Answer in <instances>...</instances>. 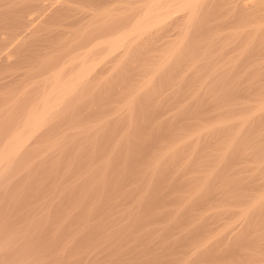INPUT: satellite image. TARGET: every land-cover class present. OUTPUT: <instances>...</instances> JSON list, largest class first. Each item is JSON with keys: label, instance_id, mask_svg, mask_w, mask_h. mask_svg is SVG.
Returning a JSON list of instances; mask_svg holds the SVG:
<instances>
[{"label": "rangeland", "instance_id": "rangeland-1", "mask_svg": "<svg viewBox=\"0 0 264 264\" xmlns=\"http://www.w3.org/2000/svg\"><path fill=\"white\" fill-rule=\"evenodd\" d=\"M80 1L81 0H72V1L71 0H63L62 9L65 8V5L66 6L68 5L69 9L71 8L70 10L66 7L65 8L66 10H64V14H63V10L62 11L58 10L57 13H55L56 10L53 11L54 13L52 12V10H48L50 13H48L49 15L45 16V18H44V19H46V18L47 19L44 21V19L42 18L41 20H43V21H41V20L35 21V24L32 25V27H33L32 29H30L31 26L25 27V25H23L25 28L23 26H18V28H17V26L15 27V24L13 25V22L12 23L10 22V21H12L10 19L14 18L12 16H14L15 13H13V15H12V13H10L12 15L11 16L8 14L7 8H6V10L4 9L5 7L1 8V10L2 11L4 10L5 13L7 11L8 16L7 15L6 16L11 17V18L10 19L7 18V21H6L5 20L6 16L3 17L5 21H1L3 23L0 22V33L2 32L3 33L2 35L5 34V37L6 38L8 37L7 40H12V43L14 42L13 44H15V42H16L15 47L12 44V47L14 48V50L16 52L14 53V55H12L13 58L10 57L11 61L10 60L5 61L4 58H3V60L0 59V66H1L0 67V82H1L0 83V142L1 143H2V139L4 140V138L6 136H8L11 131L13 132L14 130H16V128L19 125L18 123H20L22 115H24L25 112L28 110V109L26 110V107L29 108V107L35 106L36 105L35 103L38 102L41 95L45 92L44 90L47 91L49 84L48 85L45 84V86L46 85L48 86V87L47 86L45 87L42 83V79L45 78L42 76V74H43L42 70L44 68V64H46V62H48V61L50 62V60H54L57 53H58L57 56H59L60 54L62 56L65 53H67L68 50H70L69 49L70 44L68 45L67 43L69 42V40H71V38L75 37L74 32L75 33L77 32L76 36L79 35L84 30L83 29L84 26H86V24H89V22L91 21L90 17H86V19H83L85 21L78 23V25L77 24L76 25L70 24L71 27L64 26V25H66L64 23H66V22L70 23V20H71L70 18H72L73 12L77 11L78 13L82 12L81 13L82 15L84 13L86 14L87 9L86 8H84V9L80 8V6L83 5V2L81 1L82 3H80ZM76 7L80 8L79 11L77 10L78 8H76ZM168 8L166 7V9H165V7H164L162 10L167 11ZM72 9H75V10H72ZM134 9H135V12H133L132 10L128 11L129 14H132V17H135L136 13L138 12V8H134ZM80 10H83V11H80ZM59 11H61V12H59ZM170 11L172 13H170L168 15L166 14L167 16L166 15L164 16L163 23L165 21L168 23V21L170 20L169 17L170 16H171V18L173 17V8ZM128 13L126 12L125 14L124 13L123 14L125 16H128ZM33 14L31 16H33ZM66 14H71L72 16L70 15V17H69V15H66ZM50 15H51V17H50ZM55 15L58 17H56ZM61 15L62 16L66 15V17L68 16V18H66V17L64 18ZM233 15L235 16L236 13L235 14L230 13L228 15H226V14L223 15V17L225 18L223 20L227 24H229L230 26H234L236 24L239 26V25L250 24V23L256 24L258 22H261V23L264 22V18L258 19V17H254V15L248 16L245 13L244 14L241 13L240 15H238L237 19H235L237 16L234 17ZM243 15H245V16L247 15L249 18L250 17L251 18L250 19L246 18L247 16L245 17ZM75 16L79 17L77 14ZM240 16H242L243 19ZM132 17H130V15H129V19H131ZM226 18L227 19L229 18V19L227 20ZM166 19H168V20H166ZM230 19H231V21H230ZM238 19H240V20L237 21ZM86 20H89V22L87 23ZM232 20L234 21V23ZM83 22H85L86 24L84 23L82 25ZM214 22H216V21H214ZM8 24H10L11 26L10 25L7 26ZM164 24L161 25L162 27L159 26L157 28V32H156V27H153V28H151V30L149 29V32L145 33V36H147L151 32H154V33L156 32L157 41L155 42L154 46H152V47L151 46L146 47V45H144V49H146L147 52L144 54V56L142 54L141 57L139 56V54L138 55L136 54L138 57L136 58L134 56L135 60H136V62H134V63L132 62V61H135L134 57H130V55H132V56L134 55L133 47L136 45V43L134 45L133 42L129 43L126 47L121 49V51H123V53L125 54V57H123L124 58L123 59L122 56H124V54H122L119 57L118 61L116 60L117 61L116 63H113V61H115V60H113L114 58H112V57H114V54L111 53L108 55L109 57L107 56V53H109V51L107 50L108 49L107 45H106L107 48L103 50L104 53L102 51V46H103L102 44H101L102 46L100 45L101 48H98L99 50L97 49V50L93 51L92 56L89 55V57L87 58V62H90L92 57H93V59H92L93 61L91 60V62H96L97 59H98V62L100 61L99 63L96 62L97 65H96V63H94V64H92L91 62L88 63V64L94 65L96 72L98 70L99 73L97 72V74H93V76H95L96 79L94 78L95 79L94 80L90 77V79H91V81H90L89 76H88V78H87L88 80H87L86 86H85L86 88L84 87V85H83V87L85 89L82 87L84 90L82 88H80V90L82 89V91H79V92H82V94L79 93L76 96L72 97L71 100L68 99L69 103L67 102L68 105L66 104L65 108L69 107L70 110H68V112L66 113V110L63 109L64 112H61L62 111L61 110L60 113H58L57 115L54 116L55 118L53 117L51 119V121H50L51 126L49 129L54 130L56 128L57 131L51 130L53 132V133H51L50 130L48 129L45 132V135L43 134L42 136L39 137V140H37V142L35 143L36 146L34 145L35 147L33 146L34 148H32V150L35 149L36 152L37 151L39 152V150H36V147H38L37 149L40 148L41 153L42 152L48 153L49 155L47 154V156L44 155V153H43V156L45 159L49 156H53L54 153L57 156L59 154L58 151L55 152V150L51 149L52 147H51L50 143L57 142V141H59V142L70 141V140L72 141L74 139L78 140V138H80V136L76 137V138H75V136H77L79 131H81V127L82 128L87 127L86 129L84 128L85 130H87L88 128H89L88 129L89 131L91 129L93 130V133H91L92 130L90 131V134L88 135V137L94 136L93 134L98 135V133L100 132V134H101L100 136L102 138H105L104 140L108 141V144H112L115 141L117 142L120 139V137L122 136V134H124L125 132H128V130H130V131L132 130L130 127V123L132 122V120H129V118L133 119V121H136V120H139V119H137V116H138V118H140L142 116L140 118V121L145 120L144 111L146 110L147 107H151L154 110L153 115L155 117H153V118L155 120H153V124L154 123L158 124L161 122V120H162V122L160 124L168 123L167 122L168 118L170 120L172 119V121H170L171 124H176L180 127H181V125L183 127L186 123H188L189 125L188 124H186V125H188L189 128H192V129H190L189 131H188V129L185 130L184 132H186V133H188V132L192 133L195 130H198L203 125L215 124L218 120H225V119L230 120L231 119L233 124L235 125V127L233 126L234 127L233 129H235V131H238V133L241 132L240 134L242 136H244L243 137L245 139L244 141H247L248 144L245 146L244 150L242 151L241 158L239 160H234V162H231V163L228 162L229 164H227L226 165L227 167L224 168V170H226V169L231 170V168H228V166L232 167L235 164V167L234 168L232 167L233 169L231 170L234 172H228V174L225 175V177H226L225 181H224V179H219L218 180L219 182L217 181V186H215L217 194H221V192L223 191L224 188H225L224 191H226V192L223 191L224 193L221 194V196L220 195L218 196L219 197L218 200H214V201H212V203L205 204V206L202 209H198V207H197L198 205L197 206L195 205L196 208L194 206V208L192 210H190L193 207V205L195 204V202H194L195 199H193V198H195L194 195H196L194 192L195 191L194 189L195 188H196V190L198 189L197 185H199V183L202 182L201 177L204 176V174H205V167H203L204 168L203 169L202 167H200V166L198 167V165H197V163H198L197 160H201V158L199 159L200 150L197 152L198 157L192 158V159H194V161H196L195 165L192 163V165L194 166L193 168H190V166L192 167V165H190V166L188 165V162H189L188 158L182 160L181 161L182 164H181V162L179 163L181 165L178 164V166L176 165L174 167L175 169L173 171H176L177 175L173 176L174 177L173 183L175 182L174 187L177 189H175L173 187V192H174L173 198L171 200H168L164 205L163 204L158 205L155 208V210L157 209L159 212L156 210L154 215L152 213H150L149 206L147 204H148V199L150 197L149 196L150 193L155 189V186H156L155 183L156 182L150 181V179H151L150 177L152 175V172L150 170L145 169V167L143 165H141L142 168H140V170L133 171L129 168V166L125 165L122 160L121 161L118 160V161H116L117 162L116 165L118 166V168L114 169L112 174L110 173V176H109V182H110L109 184L112 186V189H111V193H109V195L107 197L105 196L106 193L104 194V197H103V195L101 197V196H99L100 193L97 194L95 191H93V192L90 190L85 191V189L88 185L87 183L91 182V180H89V179L97 178V177L99 179L104 173L103 172L104 168H103L102 164L105 163L106 159L108 158V156L110 154L109 148H105L102 150V152L101 151L97 152V156H91L90 155L91 156L90 157V156H88L89 154L85 155L87 157L85 158V156H84V158H83L84 160L80 161L81 163H78L74 170H72L71 172H67L66 175L63 177L58 176L59 178H61V180L58 183L56 181L55 184L58 187V188H56V190L53 186L55 184H53V185H48V183L43 184V182H41L42 181L41 179H40L41 181L37 183V181H39V179L38 180L35 179V182H36L35 185H37L36 186L37 188L34 187L33 190H29L31 194H29V192H28V195L25 194V195H27L26 197L28 198V201H26L27 199L25 200V195L22 196L21 193H19L20 195L18 194L19 196L17 194L15 195V199L13 198V201H12V204L13 203L14 204L12 205L13 210L11 211V213L7 209L8 211L7 210H6V212L4 211V213L1 214V216H0V221L2 222V224H4V226L1 227L2 224L0 222V229L2 228V230L6 233V234L4 232L0 233V237L1 236L3 237V238L2 237L0 238V242H2V241L7 242V240L9 239V237H8L9 233L8 232H10L11 230H12L11 232L13 235L12 236L13 239H11V241H10L13 244H11L9 241H8L9 244H7L8 242L6 244L4 242H2V244H1L3 246L4 250L8 249L9 251L8 250H7V252L3 251V250L1 251V254L3 253L2 255L4 256L6 253V256L2 257V259H1L2 255L0 254V263L6 264L8 262V264H90L93 262L96 263V261H97V262H99V264H159V263L160 264H196L197 259L198 260L200 259L201 254H203V256L206 254V253H204V251H206L208 253H210L211 250L216 251L217 253L220 251L221 253L223 252L222 255L224 254V252L227 253L229 250V247H230L229 246L230 243H232L234 240H236L238 238V236H240L242 234V232L245 229H247L245 227L246 222L244 220V217L239 212H240V210H242L246 206L253 204V201L255 200L256 197L264 194V119H263L264 117H262V115L264 114V110L257 112L254 116L252 115V117L249 119V121L247 123H243V118H245L247 115H251L252 112L254 111L255 106L258 104L259 101H261L260 99L262 97H264V87H263L264 85H261V83L264 84V81H263L264 80V71L261 74H258V75H260L259 77L261 78V82H260V79L254 78V76H252V74H248V76H247L248 78L250 76H252V78L255 79V81L257 80L258 83L255 84L256 89H255V87H254V89H252V88L250 89L253 92H251L247 89L245 92V89L243 88L242 85H244V87L246 86V83L248 80V79H246L247 78L246 75H244V77H243L240 74H238V75L233 74L234 72H232V71H231L232 73H227V74H223V75L220 74L221 72L220 73L218 72V73H215L216 74L215 75L212 72H210L208 70V68L201 67V65H204V63H205L204 61H199L198 62L199 68L192 71L193 73L191 71L190 72L188 71L191 76L188 75L189 73L186 74L184 70L182 71V73H185V75L181 76L182 74L179 73L180 77H185L184 80L186 81V82H182V81L180 82V86L182 88L179 87V85H178L179 84L178 81H180V80H177V83L175 82L176 77H174L175 81L173 80L176 83V85L174 82H171L170 83L171 87H167V85L169 83L168 84L162 83V80L160 78L163 79L164 76L168 77L171 74L168 75L166 72L163 77L161 75L157 76V74H155V77H153L155 72H153V75L151 74L152 73L151 69L154 68V66H156L155 68H158L159 65L161 64V61H162L163 56H164V55H162L163 54L162 52L165 50L164 52H166V54H167V53L173 51V46H172L173 45V25L170 24L169 26L165 27ZM3 25H5L7 27L4 28ZM61 25H63V26H61ZM67 25H69V24H67ZM73 25L75 26V28L72 27ZM59 27H60V29H59ZM78 28L80 30L82 29V31H80ZM248 28H250V27H248ZM57 29L59 31L62 30L63 32L68 31V29H69V31L67 32L68 36L66 33V37H65L66 39L64 38V35L59 40H55V38H53V35H55L56 32L55 33L53 32L54 34L51 32L53 34L52 35V34H50L49 31H52V30L57 31ZM86 30L88 31L89 27ZM13 31H15L18 35L17 34L14 35ZM78 31H80V32H78ZM261 31L262 32H259L256 35L255 42L257 41V43L259 44L260 39H261L262 43H260V44L264 45V42H263L264 41V35H263L264 33H263V30H261ZM98 32L94 31L92 34H97ZM19 34H22V35H19ZM49 34L52 35V40L50 41V39H49L50 42L49 41L47 42L45 40L47 39ZM26 35H28V36H26ZM69 35H71V37ZM41 37H45L44 38L45 42L43 41V38H41ZM54 37H56V36H54ZM19 38H20V40L18 42L17 40ZM57 39H58V37H57ZM60 40L62 43L60 42ZM57 41H59V43H56ZM20 42L23 43V45H22L23 48H22V46L20 48V45L22 44V43L19 44ZM17 43H18V45H17ZM33 43H35L36 45L35 44L31 45ZM39 44H41V45H39ZM43 44H46V46ZM33 46H35V48H33ZM37 46H39V48ZM60 46H61V48H60ZM130 46H133V47H130ZM28 47H31V49ZM104 47H105V44H104ZM170 47L172 48L171 50L168 49ZM19 48H20L21 52L19 50H16ZM21 49H23V50H21ZM129 49L132 51H129V53H128L127 51ZM134 49H136V48H134ZM35 50L38 51L40 54H42L44 52L46 53V54L40 56V58L42 59L41 62H43L42 63L43 65H40L39 63H37V64L35 63V62H40L39 58H34V56L36 54L35 55L32 54V52ZM52 50L54 51V53ZM59 50L62 53L59 52ZM23 51H24V53H23ZM55 51H56V54H55ZM125 52H127V54ZM52 55L55 57H51ZM93 55H95V56H93ZM101 55H103V56L101 57ZM110 55H112V57ZM18 56H20V57H18ZM139 57L140 58L143 57L142 58L143 61L141 59H140L141 61L140 60L137 61L139 59ZM158 57H160V58H158ZM120 58H122V59L120 60ZM127 58H130V60H132L130 62L133 63L132 64L133 67L129 65V63H130L129 60H127V61L125 60ZM103 59L105 61H101ZM108 59L110 61L112 60L111 61L112 63L106 61ZM159 59H160V61H159ZM23 60H24V62H23ZM55 60L57 61L56 58H55ZM144 60H145V62H144ZM59 61H61V59ZM59 61H57V62H59ZM125 61L128 64V68L126 66H124L126 68V70L124 67L122 70H120L121 69L120 67H122L124 65ZM157 61H159L158 62L159 64L157 63ZM259 61L260 60H258L257 62H259ZM103 62L104 63L106 62V63L104 64ZM237 62L239 63V61H237ZM27 63H30V64L27 65ZM35 64L39 65L40 67L43 66L41 68L42 70L40 69L39 66L38 67L35 66ZM48 64L51 65L50 63H47V65ZM53 64H55V63H53ZM98 64L102 68L100 66H98ZM106 64H107V66H105ZM141 64H142V66H140ZM245 64H247V62H245ZM251 64H254L253 68H256L255 62L251 63ZM259 64H260L259 66L261 68L257 69V70H259V71H262L261 69L264 70V67H263L264 66L263 65L264 59H263V61L261 60L259 62ZM52 65H51V67L50 66L49 67L47 66V67L49 69H51ZM95 66H97V68ZM108 66H109L108 70H105V69H107ZM110 66H112V67L110 68ZM129 66H130V68H132V69L135 68V69L130 70ZM144 66H145V68L143 69ZM151 66H153V67H151ZM36 67H37V70L38 69L40 70V71L38 70L39 72L35 69ZM257 67H258V65H257ZM94 68H93V70H94ZM112 68H114V69H112ZM99 69H100V71H99ZM115 69L116 70L118 69V70L116 71ZM123 70H125L126 72H123ZM148 70L151 72H149ZM130 71H132V72H130ZM139 71H142L144 74V76L141 78H140V76H142L143 74H142V72H139ZM94 72L95 71H93V73ZM134 72L137 74H135ZM91 73L92 72H90V74H89L90 76L92 75ZM117 73H118V75H119V73L122 74V76H120V78H119ZM125 73L126 74L128 73V77H129V75L134 74L132 77H134L135 79L129 78V79H132V82H130V86H128L129 84L126 82V85H125V83L123 85V86H125V87H123V88H125L124 89L125 91H123L124 93L120 92V91L118 92V90H115V89H118L119 87H120L119 90H121V91L123 90V89H121L122 88L121 85L119 86L118 81H121V79L123 80V77H127V75ZM145 74H148V75L145 76ZM207 74H209V75H207ZM43 75L45 76V74H43ZM64 75L68 76L69 73L66 72L62 76V79L66 80L67 76L64 77ZM115 75H117V76H115ZM186 75L188 77H186ZM114 76H115V79L119 78L120 80L118 79L116 82V80L114 79ZM149 76H152V77H149ZM159 76H161V77H159ZM146 77H149V78H146ZM217 77H219V78H217ZM145 78L149 79V80H151V78H152V80H154V81L156 78L157 79L159 78V80H156L157 82L152 81L151 85H152V87L155 85L157 86L159 84L161 86L164 85L163 89L162 88L159 89V92L161 89L163 91L160 92V94L158 93L157 95L159 97V95H161L162 93L163 94L161 95V97H159V100L157 99V97L156 98L154 97L153 99H155V100L157 99L156 100L157 103L161 100L164 103L166 101L167 104L166 103L165 104L167 106L162 104V102H160V107H159L160 110H158L159 105L152 107L153 105L156 104V102H154V100L151 99V96L150 97L148 96L149 94L146 92L147 88L144 89V87H143V85L146 86L145 82L147 80ZM187 78H189V80ZM250 78H249V80L252 81L253 79L251 80ZM129 79H128V81H130ZM144 79L146 81H144ZM111 80H112V82H111ZM113 80H115V81H113ZM134 80H136L135 83H133ZM137 80H139V81H137ZM143 81H144V84H143ZM188 81H191L190 82L191 84H188L187 83ZM228 81H229V83H228ZM231 81L233 82V84L231 83ZM242 81L243 82L246 81L245 84ZM250 81H248V82H250ZM32 82H34V83H32ZM97 82H99V83H97ZM100 82H102V83L100 84ZM115 82L117 84H114ZM200 82H202V83H200ZM224 82L226 83L225 86L230 84L229 89L227 88L229 85L227 87H225ZM238 82H240V83H238ZM94 83H96L95 86H98L97 87L98 88L97 93H96L97 88L94 91V88H95ZM110 83H113V85ZM155 83H158V84H155ZM237 83L239 85H237ZM3 84L4 85L6 84V85L4 86ZM32 84H34V85H32ZM38 84H39V86H38ZM107 84H110V85H107ZM100 85H102V87L104 86L103 88L105 90ZM111 85H112V87H111ZM190 85H191V87H189ZM231 85H233L232 87H237V89L234 88V90H231L232 89ZM248 85L249 84L247 83V86ZM259 85H260V87H258ZM108 86H110L111 88ZM113 86L114 87L119 86V87L114 88ZM175 86L178 87V89ZM126 87H130V88L126 89ZM137 87H139V88L136 89ZM132 88L134 90H132ZM226 88L228 89V91L225 92V90H227ZM21 89H22V91H24V94L22 95L21 99L17 103L18 105L16 104L17 106L15 105V107H13V108L12 107L7 108L8 105L6 104V102H7L6 99L9 98L8 94L11 93L10 95H12L13 94L12 91H14V93L15 92L17 93V92L21 91ZM110 89H112L111 93H109ZM186 89H188V90L192 89L191 91L189 90L191 93V96H190V93L188 90L187 91L189 93V96L188 95H187V97L185 96L187 94ZM106 90H107V92H106ZM129 90H132V91H129ZM171 90H174V91H171ZM87 91H88V93H91V91H92L91 95H93L95 97L92 98L93 96L91 97L90 94H88V98H90L88 100V98L86 97L87 93L85 94V92H87ZM101 91L105 92V93L103 94V93H101ZM115 91H116V93L118 92L119 94H116ZM130 92H132L134 94H129ZM141 92H142V94H140ZM178 92H180L182 95L177 94ZM197 92H198L199 97H200L199 98L197 95V98H199V99L194 97V95H196ZM221 92H222V94H221ZM223 92L226 94L224 95ZM227 92L229 93V95ZM28 93H29V95H28ZM83 93L85 94V96ZM168 93L171 95H169ZM101 94L104 95L105 97L102 96ZM100 95L102 96L101 98H102L103 102L101 101ZM107 95L109 98H111L112 96H114V97L117 96L116 97L117 99L116 98L109 99L107 97ZM126 95L129 97V99L125 98ZM132 95H133V97H132ZM144 95L145 96L147 95L146 97H149V100ZM123 96H124V98H123ZM162 96H163V98H162ZM164 96H166L167 98L164 99L165 98ZM78 97L80 99V102H79ZM82 97L85 98V101L82 100L83 99ZM98 98H100L99 101H98ZM179 98H182L183 100L182 99L180 100ZM193 98L196 100L193 101ZM225 98L226 99L229 98V99H227L228 101ZM108 99H109V102H108ZM115 99H116V101H114ZM124 99H125V102H123ZM135 99L137 100L138 105H136V103L134 104V106H135V109L133 112L134 115H132L133 117H130L131 113L123 112V111L128 110V101H135ZM163 99H164V101H163ZM223 99H225V100H223ZM126 100H128V101H126ZM143 100L144 101L146 100L145 103H141V101H143ZM263 100H264V98H263ZM90 101H94L95 105L90 104ZM100 101H101V103H99ZM148 101H150L149 105H146V104H148L147 103ZM182 101H184V102H182ZM185 101H187V102H185ZM190 101L194 104V105H192V106H194V108L191 107L192 103H190ZM200 101H203V104H199V103H202ZM70 102H72V103L70 104ZM77 102H79L80 104L82 103V105L77 104ZM168 102L169 103L171 102V103L169 104ZM96 103L98 105H96ZM105 103H106V105H105ZM123 103L124 104L126 103V104L124 105ZM151 103H153V104L151 105ZM188 103H190V105ZM197 103H198V105H197ZM33 104H35V105H33ZM143 104H145L147 107ZM195 104H196V107L199 106V108L197 107L198 111H197V108H195ZM226 104L228 106H226ZM101 105H103L104 107ZM181 105L184 108L186 107L185 110L193 108L192 110L190 109V111H194V112L197 111L196 113H198L199 117L197 118L198 115H195L196 113L193 114V112H188V113H192L194 116H196V117H194V119L192 118V116H193L192 114H188L191 118H189V116H187V115H183V111H184L183 109L184 108L181 109L182 108ZM184 105H189V106H184ZM98 106H101L102 108H100ZM136 106H140V107H137V110H136ZM201 106H202V109H200ZM163 107H165V108H163ZM175 107H178V108L181 107L180 110H182V111L178 110V108H175ZM187 107H190V108H187ZM23 108H25V109H23ZM98 108H100L101 110ZM141 109H144V110L141 111ZM77 110H79V111L77 112ZM139 110L141 111V113H139L140 112ZM155 110L156 111L158 110V111L156 112ZM75 111L79 114L81 113L79 116V117H81L80 124L77 123V122H79L80 118L78 120L76 119L77 121L74 120V118L78 117V115H79ZM187 111L188 110H186L184 114H186ZM14 112H15V114H14ZM122 112L124 115L122 114ZM155 112L157 113V116L159 115L160 119H158V121L160 120V122L157 121L158 117H156ZM179 112H181V113L179 114ZM260 112L262 114H260ZM258 113L260 114V116ZM59 114H63V116L61 115L62 118ZM135 114H136V116H135ZM56 117H57V119H56ZM69 117H71V118H69ZM126 117L128 118L129 121H127ZM187 118L189 119L190 123L188 122ZM195 118H196V120H195ZM199 118H200V121L198 120ZM59 119H60V121H59ZM72 120H74V121H72ZM55 121H59L58 122L59 124ZM105 122H107V123H105ZM173 122H175V123H173ZM53 123L55 126H53ZM196 123H197V125H196ZM191 124H193V126H190ZM92 126H93V128H92ZM90 127H91V129H90ZM98 127H99V129H98ZM83 130L80 132L82 134L81 136H83L86 139H92L93 138V137L87 138L86 135L89 131L88 130H87L88 132L84 131V134H83ZM77 131H78V133H77ZM48 133H50L51 135ZM61 133H63V134H61ZM157 134L156 133L152 134V135H154L155 138L153 136L152 137L156 141H157V138L161 139L160 137L162 136L161 132H160V136H158ZM106 135H108L110 137H108ZM44 137H45V139H44ZM47 137H48V139H47ZM51 137H57V140H54ZM204 137H206V139L204 138L203 140L201 139V141H200V142H202L201 145L202 144H204V145L200 146V147H205V144L209 147L210 144H212V140H213V147L211 148L212 145L209 148L206 146L204 149L201 150L202 154L200 156L203 157L205 155L204 158H202V159H204V160H206V159L211 160L212 159L213 161L210 163L211 164L215 163L218 160L220 154H222V152H223L222 148L224 147L223 145L225 144L224 141H226L229 138L227 137V135H224L222 137V134L219 135L218 138L215 137V139L212 136L208 137V135L204 136ZM218 139H221V141ZM207 140H210V141L207 142ZM39 141H41V144ZM164 141H166V140H164ZM164 141L163 140L157 141V143L158 144L160 143L162 145L165 143ZM217 141H218V143H217ZM43 142L46 144L45 148H47V149L43 148V146L41 147ZM47 142H49L50 145L49 144L47 145ZM176 142H178V141L173 139V143H176ZM223 142H224V144H223ZM1 143H0V145H1ZM37 144H39L40 146ZM218 145H222L223 147L219 146V148L217 150L216 146L218 147ZM214 147H215V150H212ZM43 149H45V150H43ZM48 149H51V150H49L48 152H45ZM261 149H262V151H261ZM34 154H36V153H34ZM31 155L33 156L32 153H31ZM69 155H71V154H69ZM69 155L65 154V155H63L62 158H68ZM105 155H106V157H105ZM29 156H30V154H29ZM261 156H262V158H261ZM28 158L29 157L27 155L26 159H28ZM66 160L68 161V159H63V161H66ZM118 163H120V164H118ZM93 165H95V167ZM187 165L189 168L188 169L184 168V167H187ZM17 166L18 165H15L13 172L11 171V173H9V174H10V176H12L13 181H16V183H17L16 184L14 182V184L17 185L15 187L19 189L17 192H20V191L22 192L21 188L27 187V186H25L26 184L27 185L33 184V179H31L30 174H28L27 171H22V168L20 169V167L18 166L19 167L18 168ZM190 169H192V170H190ZM76 171H78V172H76ZM226 173H227V171L224 174H226ZM229 173H231V174H229ZM180 176H181L182 180H180ZM175 177H177L179 179H177ZM79 179H81V180H79ZM86 179L88 180V182ZM191 179H193V180H191ZM232 179L235 181H233ZM228 180H230L229 182H231V181H233V182H231V184L229 185L226 183V181H228ZM177 181L179 183H177ZM186 181H187V183H185ZM235 182H238V183L240 182V183L236 185ZM232 183H234V185ZM184 185H186V186H184ZM194 185H196V186H194ZM182 186H184L185 189L181 188ZM235 186H237V187H235ZM180 188H181V190H180ZM65 189H67L66 191H64L65 194H62V193L60 194V191L65 190ZM182 189H184V190H182ZM229 189H231V190H229ZM38 190H39V192H37ZM176 190L178 192H175ZM32 192H34V194ZM58 193L60 194L61 199H60ZM225 193H227V194H225ZM233 193L238 194L239 197H241V199L238 197L237 200H235L236 199L235 198V199H231V200L227 201L225 198L230 197V195H233ZM190 194H193V195H190ZM83 195H84L85 199H84ZM191 196H193V197H191ZM19 198H21V199H19ZM23 199L25 200V202ZM191 199H193V200H191ZM22 200H23V202H22ZM82 200H83V202H82ZM75 201L76 202L81 201L82 203L79 204V203H76ZM18 202H20V203H18ZM101 202H102V204H101ZM27 203L29 206L27 205ZM222 204H224L225 206L222 207L223 206ZM189 206H191V207H189ZM8 207H10V206H8ZM87 207H91L92 210L95 209V211H93L91 214H89L87 212ZM187 207H188V210H187ZM165 211H167V212H165ZM187 211H188V213H187ZM7 212H9V214ZM162 212H164V213H162ZM169 212L170 213L172 212V213L169 214ZM203 213L205 214V216ZM10 214H12V216H10ZM63 215H65V216L68 215V219L66 220L67 226H59V224L57 223V220H59L58 217L64 218L65 216L63 217ZM169 216H171V217H169ZM260 216L262 218L261 217H258V218L263 219L264 213H263V215H260ZM2 217H3V220H2ZM5 217H6V219H5ZM170 218H173V219L170 220ZM11 219H12V221H10ZM77 219L78 220L80 219L82 222L85 221L86 223L87 222H89V223L83 225V227L81 228V227H79L80 225H78L75 222V220H77ZM53 222H55V223H53ZM7 225H8V227H7ZM51 226H54V227L51 228ZM257 228H258L257 226L256 227L254 226L253 229H249L248 232H249V235L251 238H253V239L257 238L259 240V242H260L259 246H260L261 250H263L261 252H264V247H262V246H264V239L262 240V238H264V228L263 229H257ZM80 229L82 232L79 231ZM7 230H10V231H7ZM76 230H77V233L80 232V234L78 233L76 235L74 233ZM133 230H134V232H133ZM3 233L7 236H5ZM94 235L96 238H98V240H96L97 242L92 240V237ZM106 237H107V239H106ZM232 238H234L233 241H232ZM14 240H15V242H13ZM261 243H263V244H261ZM3 244H5L6 247L8 245L9 247L4 248L5 246ZM215 246L217 249L215 248ZM10 250H12V251H10ZM226 253L224 254L226 256V258H223L221 260L214 261V262L213 261H205L204 264H225L229 258V257H227ZM262 254H263V259H264V253H262ZM262 254H261V256H262ZM9 255H11L9 257L10 258L9 260H10V262H13V263H9V260H8ZM5 257H7V261H6ZM153 257H155L154 260L152 259ZM4 258H5V260H4ZM260 264H264V260H263V263H260Z\"/></svg>", "mask_w": 264, "mask_h": 264}, {"label": "bare ground", "instance_id": "bare-ground-1", "mask_svg": "<svg viewBox=\"0 0 264 264\" xmlns=\"http://www.w3.org/2000/svg\"><path fill=\"white\" fill-rule=\"evenodd\" d=\"M81 1L83 2V5L80 6V8L81 9L82 8L83 9L86 8L87 9L86 14L84 13L82 15L81 14L82 12L78 13L77 11H76L77 13L73 12V16L71 14H66V15H69V17L71 15L72 18H70L71 19L70 23L65 21L66 23H64V24H66V25H64V26L71 27L70 24H75V25L77 24L78 25V23H81L82 21H85L83 19H86V17H90L91 19L90 18L89 19L91 21L89 22V20H86V22L87 23L89 22V24H86L85 22L82 23V25L85 23L86 26H84V28H83L84 30L83 31H82V29L80 30L78 28L80 31H82L79 35L76 36L77 32L76 33L74 32V36L76 38L75 37H73L74 39L71 38V40H69V42L67 43L68 45L70 44V46H69L70 50H68V52L65 53L66 55L64 54V55L61 56V54H60L59 55L60 57H59V56H57L58 53L56 54V51H55L56 57L53 56L54 54L51 56V57H55L57 59V61H59L60 59H61V61L57 62L55 60V58H54V60H50V62L49 61L46 62V64H44V68L45 69L43 68V70H42L41 68L43 66L40 67L39 65H36V64L39 63L40 65H43L42 64L43 62H41L42 59L40 58V56L44 55L46 53L44 52V53L40 54L36 50L32 52V54H34V55L36 54L37 55V56L35 55L36 57L34 56V58H39L40 59L39 61L41 62V63L40 62H35L36 63L35 66H37V67L39 66L40 69L43 71V74H45V76L42 74V76L45 77V78L42 79V83H43L44 86H45V84H47V85L49 84V87L46 85L48 87L47 91L44 90L45 92L41 95V97L39 98L38 102L35 103L36 105L33 104L35 106L29 107V108L26 107V110L27 109L28 110L25 112L24 115H22L20 123H18L19 124L18 127L17 128L15 127L16 130H14L13 132L11 131L10 134L4 138V140L2 139V143L0 142L1 143V145H0V192H1L0 193L1 194L0 195V216H1V214L4 213V211L6 212L7 209L11 213V211L13 210V206L12 205L14 204V203L12 204V201H13V198L15 199V195L16 194L18 195L19 193H21L22 196H24L25 194L28 195V192H29V194H31L29 190H33L34 187L37 188L36 187L37 185H35L36 184L35 179H37V180L39 179V181L36 180L37 183L42 180L41 182H43V184L48 183V185H53V184L56 183V181L58 183L61 180V178H59V177H63V176L66 175L67 172H71L72 170H74L75 167L77 166V164L81 163L80 161L84 160L83 158H84L85 155L89 154L88 156H90V155L91 156H97V152H100V151L102 152V150L105 149V148H109L110 154H109V156L107 155L108 158L106 159L105 163L102 164L103 168H104V171H103L104 173L99 179H98V177L89 179V180H91V182H89V183H87L88 180L86 179L87 180L86 183L88 185H87V187L85 186L86 187V189L84 188L85 191L86 190L87 191L90 190L92 192L95 191L97 194L100 193L99 196H101V197H102V195L104 197V194L106 193L105 196L107 197L109 195V193H111V189H112V186L109 184L110 183L109 182V176H110V173L112 174L114 169L118 168V166L116 165L117 164L116 161H118V160H120V161L122 160L123 163L125 165L129 166V168L131 170H133V171L140 170V168H142L141 165H143L145 167V169L150 170L152 172V175L150 177L151 178L150 181L156 182L155 183L156 184L155 189L150 193V195H149L150 197L148 199V204H147L149 206L150 213H152L154 215L155 211L157 210V209L155 210V208L158 205H160V204L164 205L168 200H171L173 198V193H174L173 192V187L175 186V184H174L175 182L173 183V180H174L173 176L177 175L176 171H173L175 169L174 167L176 165L178 166V164L182 160H184L186 158L189 159V162H188L189 166L192 165V163L195 165L196 161H194V159H192V158L193 157H195V158L198 157L197 156V152L199 150H200V155H201L202 154L201 150L204 149L207 146L205 144V147H200V146L204 145V144L201 145V143H202V142H200L201 139L202 140L204 138L206 139V137H204V136H207V135H208V137L212 136L215 139V137L218 138L219 135L222 134V137L224 135H227V137L229 139L224 141L225 144L223 142V144H224L223 146L224 147L222 145H218V147L216 146L217 150H218L219 146H222L223 147L222 148L223 152H222V154H220L218 160L215 163L211 164L210 162L213 161L212 159L211 160L210 159L209 160L208 159L204 160L202 158H204L205 155L203 157L199 155V159L201 158V160H197V162H198L197 165H198V167L199 166L202 167V168L205 167V174H204V176L201 177L202 178V182L199 183V185H197L198 189L197 190H196V188L194 189L195 190L194 192L196 194V195H194L195 198H193V199H195L194 200L195 204L193 205V207L190 210H192L195 205L196 206L198 205L197 206L198 209H202L205 206V204H209V203H212V201H214V200H218L219 199L218 196L219 195L221 196V194H223L226 191H224L225 190V188H224L223 189L224 192L220 191L221 194H217L216 189H215V186H217V181L219 179H224V181H225V179H226L225 175H227L228 172H234V171H231V170L235 167V164H234V166L231 165L233 168L228 166V168H231V170L228 169L229 171L227 169L224 170V168L227 167L226 166L227 164H229L231 162H234V160H239L241 158L242 151L244 150L245 146L248 144L247 141H244L245 139L243 138L244 136H242L240 134L241 132L238 133V131H235V129H233L235 127V125L233 124L231 119L230 120H228V119L218 120L215 124H212V125H203L198 130H195L192 133L184 132L187 129H188V131L190 129H192V128H189V126H188L189 124L188 123H186L188 125L185 124L186 126L184 125L182 127V125H181V127H180V126H178L176 124H171L170 121H172V119L170 120L168 118L167 119L168 123L160 124L162 122V120H161V122H160V120L158 121V119H160V117H159V115L157 116L156 112L158 110H160L159 107H160V102H162V100L159 101L158 103L156 102V100L157 99L159 100V97H161V95L163 94L162 93L161 95H159V97L157 95L158 93L160 94V92L163 91L162 89L164 88V85L161 86L159 84V85H157L158 87L155 85L158 89L155 86L152 87L151 82L154 81V80H152V78H151V80L146 79V78H149V77H152V76L146 77L145 79L147 81L144 79V81H146L145 82L146 86L143 85V87H144V89L147 88L146 92L149 94L148 95L149 97L151 96V99H153L154 97L155 98L157 97L156 100L153 99L154 102H156V104L153 105L152 107L159 105L158 106V110L157 111L155 110L156 111L155 115H156V117H158L157 121L160 122V123H158V124L154 123L153 124V120H155L153 118V117H155L153 115L154 114V110H153V108L146 106V105H149L150 101H148L147 102L148 104H146V105L143 104V105H145L147 107L146 110L144 111L145 120L144 121H140V118L142 116L140 118H138V116H137V119H139V120H136V121H133V119L129 118V120H132V122L130 123V127H131L132 130L131 131L128 130V132H125L124 134H122V136L120 137V139L117 142L113 141L114 143L108 144V141H105L104 140L105 138H102L100 136L101 135L100 132L98 133V135L100 137L98 135H96V134H93L94 135V136H92L93 138L92 137H88V135L90 134V131L92 130L91 127H90V129H91L90 131L88 130L89 128L87 129L89 132L87 130H85L87 127L86 128L84 127L85 129L81 127V131L84 129L83 130V134H84V131H87L88 133H87L86 137L87 138H92V139H86L83 136H81L82 135L80 133L81 131H79L76 128L79 131V133L77 131V133H78L77 136H75V135L74 136H75V138L80 136V138H78V140L74 139L72 141L71 140L70 141H61V142L57 141V142L50 143L51 147H52L51 149L55 150V152L58 151L59 154L57 156L54 153L55 156L52 154L53 156H49V157H47L45 159L44 156H43L44 152L41 153L40 148L37 149L38 147H36V150H39V152L38 151L36 152L35 149L32 150V148H34L36 146L35 143L37 142V140H39V137L42 136L43 134L45 135V132L50 128L51 119L55 115L60 113L61 110H62L61 112H64L63 109L66 110V113L68 112V110H70L69 107H68L69 109L65 108V105L66 104L68 105V103H69L68 99L71 100V98L76 96L77 94H79V93L82 94V92H79V91H82V89L86 86V82L88 80L87 79L88 76H89V79H90V77L92 79L95 78V76H93V74H97L98 70L96 72V70L94 68V65H92V64H94L96 62L99 63L100 61L98 62V59H97L96 62H91V60L93 59V57H92V59L90 60V62L92 64H88V63H90V62H87V58L89 57V55L92 56V52L97 50L98 48H101L102 45H103L102 46V51L104 49H106L107 46H108L107 50L109 51V53H107V56L109 54H111V53L114 54V57H112V55H110V56L112 58H114L113 60H115V61H113V63H116L118 61L119 57L122 54H124L123 51H121V49L126 47L129 43L133 42V44L135 45V43H136V45L134 47L130 46V47H133V50H134V55L133 56L130 55V57H134L135 56L137 58L138 54H139L140 57H141L142 54L144 56V54L147 52V50L144 49V45H146V47L147 46H151V47L154 46L155 42L157 41V34H156L157 28L166 22L165 21L163 23V18H164V16L166 14L168 15V14L172 13L170 11V10H172V8H173V17L171 18V16H170L169 17L170 20L168 21V23L166 22L164 24V26L166 27V26H169L170 24L173 25V45H172L173 46V51H171V52H169L167 54H166V52H164L165 50L162 52L163 53L162 55H164V56H163V59L161 58L162 59L161 64L159 65L158 68H155L156 66H154V68L151 69L152 70V73H151L152 75H153V72H155L153 77H155V74H157V76L161 75L163 77L165 75V73L167 72L168 75L169 74H171V75H169L168 77L164 76L163 79L160 78L162 80V83H167V84L169 83L170 84L171 82L175 81L174 77H176V81L175 82L177 83V80H180V81H178V83H179L178 85H179V87H181L180 86V82L181 81L182 82H186V81L184 80L185 77H180V74H182L181 76H183V75H185V73L187 74L190 71L192 72V71L196 70L197 68H199L198 62L199 61H204L205 63H204V65H201V67L208 68V70L210 72H212L213 74L221 72L220 74L223 75V74L234 72L233 74H236V75L240 74L243 77H244V75H246V77H247L248 74H252V76H254V78L260 79V82H261V78L259 77L260 75H258V74H261L264 70L261 69L262 71H259L257 69L261 68L259 66L260 65L259 62L261 60L263 61V59H264V45L260 44V43H262L261 39H260L261 37L259 38L260 39V43L259 44L257 43V41L255 42V37H256V35L259 32H262L261 30H263V33H264V22H262V23L258 22L256 24H253V23L251 24L250 23V24H244V25H239V26L236 24L234 26H230L229 24H227L223 20V19H225L223 17V15H225V14L228 15L230 13H234V14L236 13L235 16H237V17L235 19H237L238 15H240L241 13H243V14L245 13L248 16L249 15H254V17H258V19H263L264 18V0H115V1L114 0H81ZM81 1H80V3H82ZM62 2H63V0H0V22L1 21H5V20L7 21V18H9V19L11 18V17H7L8 16L7 15V11H8L9 15H11L10 13H12V15H13V13H15L14 16L11 15L14 18L10 19V20H12L10 22L11 23L13 22V25L15 24V27L17 26V28H18V26L25 25V27L26 26H29V27L31 26L30 29H32L33 28L32 25L35 24V21L41 20L42 18L44 19L45 16L49 15L48 13H50V12L48 10H52V12L56 10L55 13H57L58 10H61V11L63 10V14H64V10H66L65 8L67 7L69 9V7H68V5L66 6L64 4L65 8L63 7L64 9H62V6H63ZM164 7H165V9H166V7L167 8L169 7L170 9L168 8L167 11H164V10H162ZM1 8H4L5 10L7 8L6 13H5L4 10L2 11ZM76 8H78V7H76ZM80 8H78L77 10L79 11ZM134 8H138V12L136 13L135 17H132V14H129L128 11L132 10L133 12H135ZM72 10H75V9H72ZM61 11H59V12H61ZM80 11H83V10H80ZM126 12L128 13V16L124 15ZM32 14H33V16H31ZM74 14L75 15L77 14L79 17H76ZM51 15H50V17H51ZM66 15L65 16L61 15V16L65 18ZM129 15H130V17H132L131 19H129ZM4 16H6L5 20L3 18ZM243 16H245V15H243ZM248 16L246 18H249ZM56 17H58V16H56ZM240 17H242V16H240ZM66 18H68V16ZM46 19H44V21ZM168 19H166V20H168ZM242 19H243V17H242ZM239 20L240 19H238L237 21H239ZM41 21H43V20H41ZM214 21H216V22H214ZM230 21H231V19H230ZM1 23H3V22H1ZM233 23H234V21H233ZM10 24H8L7 26H9ZM67 24H69L70 26L67 25ZM3 26H4V28L7 27L5 25H3ZM61 26H63V25H61ZM87 26L89 27L88 31L86 30V29H88ZM72 27L75 28L74 25ZM153 27H156V32L155 33L151 32L149 35L145 36V33L149 32V29L151 30V28H153ZM248 27H250V28H248ZM59 29H60V27H59ZM68 31H69V29H68ZM68 31H64L65 32L64 33L62 30L59 31L57 29V31L56 30L55 31L52 30V31H49V32H50V34H52L53 32L54 33L56 32L55 35H53L54 33L52 34L53 38H55V40H59V39H61V37L63 35H64V38H65L66 37V33ZM80 31H78V32H80ZM94 31H97V32L99 31V32L97 34H92ZM13 32H14V35L17 34L15 31H13ZM2 34L3 33L1 32L0 33V59L3 60V58H4V60L7 61V60H10V57L13 58L12 55H14V53L16 51L12 47V44L14 42L12 43V40H7L8 37L6 38L5 34L4 35H2ZM50 34H49L48 37L45 35L47 37L46 40L44 39L45 37H41V38H43V41L45 40V41L48 42L49 39L51 41L52 40V35H50ZM19 35H22V34H19ZM26 36H28V35H26ZM54 36H56V37H54ZM67 36H68V33H67ZM69 36L71 37V35H69ZM57 37H58V39H57ZM19 40H20V38L17 41L19 42ZM60 42H61V40H60ZM21 43L22 42H20L19 44H21ZM56 43H59V41H57ZM34 44L35 43H33L31 45H34ZM104 44H105V47H104ZM13 45L15 47L16 46V42ZM17 45H18V43H17ZM22 45H23V43L20 45V48H21ZM39 45H41V44H39ZM43 45L46 46V44H43ZM37 47L39 48V46H37ZM20 48L16 49V50L20 51ZM22 48H23V46H22ZM28 48L31 49V47H28ZM33 48H35V46H33ZM60 48H61V46H60ZM134 48H136V49H134ZM168 49L171 50L172 48L170 47ZM21 50H23V49H21ZM129 51H132V50L129 49L127 52L129 53ZM59 52H61V51L59 50ZM127 52H125V53L127 54ZM23 53H24V51H23ZM53 53H54V51H53ZM103 53H104V51H103ZM93 56H95V55H93ZM102 56L103 55H101V57ZM18 57H20V56H18ZM123 57H125V54H124V56H122V58ZM135 57H134V60H135ZM140 57H139V59L137 61H139L140 59L142 60L143 57L142 58H140ZM122 58H120V60ZM158 58H160V57H158ZM104 59L101 60V61H105ZM125 60L126 61L129 60V62L132 61V60H130V58H127ZM256 60L257 61L260 60V61L257 62ZM106 61L111 62L112 60L110 61L108 59ZM159 61H160V59H159ZM159 61H157V63ZM237 61H239V63ZM253 61L256 63V68H253L254 64H251V63H254ZM23 62H24V60H23ZM125 62H124V65L122 67L119 66L121 68L120 70H122L124 66H126L128 68V64H127V62L126 63ZM132 62L134 63V62H136V60L132 61ZM132 62H130L129 65L133 67V65H132L133 63ZM144 62H145V60H144ZM245 62H247V64H245ZM47 63H50L51 65L53 63H55V64H53L52 68L49 69L48 67L49 66L51 67V65H49V64L47 65ZM97 63H96V65H97ZM28 64H30V63H27V65ZM257 65H258V67H257ZM98 66H100V65L98 64ZM105 66H107V64ZM130 66H129V68H130ZM140 66H142V64ZM37 67L35 68L36 70H37ZM95 67L97 68V66H95ZM111 67L112 66H110V68ZM151 67H153V66H151ZM93 68H94V70H93ZM108 68H109V66L107 67V69H105V68L104 69L108 70ZM144 68H145V66L143 67V69ZM112 69H114V68H112ZM133 69H135V68H133ZM133 69L130 68V70H133ZM125 70H126V68H125ZM125 70H123V72H126ZM183 70L185 71V73H182ZM93 71H95L96 73L95 72L93 73ZM99 71H100V69H99ZM66 72L69 73V75L68 76L64 75V77L67 76L66 80H64V79H62V76ZM90 72H92L91 76L89 75ZM130 72H132V71H130ZM139 72H142V71H139ZM149 72H151V71H149ZM128 73L127 74L125 73L127 75V77H123V80L121 79V81H118L119 86L121 85V87H122L121 89H123V90L121 91V90H119L120 89L119 86H118L119 88L115 86L116 88H118V89H115V90H118V92L119 91L120 92L125 91L124 90L125 88H123V87H125V86H123L124 83L126 85V82H127L129 84V85L128 84L127 85L130 86V82H132V79H129V78H134V77H132L134 74L129 75V77H128ZM135 74H137V73H135ZM142 74H143V72H142ZM117 75H118V73H117ZM117 75H115V76H117ZM146 75H148V74H145V76ZM188 75H190V73ZM207 75H209V74H207ZM115 76H114V79H115ZM118 76L120 78V76H122V74L119 73ZM143 76H144V74L142 76H140V78L143 77ZM161 76H159V77H161ZM252 76H250L251 78L249 77L251 80L253 79ZM186 77H188V76L186 75ZM217 78H219V77H217ZM249 78L248 77L246 78V79H248L247 83L249 85L247 86V83H246L245 87H244V85H242L243 88L245 89V92H246V89L249 90V91H251L250 90L251 88L254 89L255 84L258 83L257 80H256L257 82L255 81V79H253L254 81L253 80L250 81ZM118 79H115L116 82H117ZM128 79L130 81H128ZM187 79L189 80V78H187ZM115 80H113V81H115ZM156 80H159V78L158 79L156 78L155 81ZM90 81H91V79H90ZM135 81L136 80H134L133 83H135ZM137 81H139V80H137ZM144 81H143V84H144ZM248 81H250V82H248ZM111 82H112V80H111ZM116 82L114 84H117ZM190 82L191 81H188L187 83L191 84ZM240 82H238V83H240ZM245 82H243V83L245 84ZM32 83H34V82H32ZM97 83H99V82H97ZM101 83L102 82H100V84ZM176 83H175V85H176ZM200 83H202V82H200ZM228 83H229V81H228ZM231 83L233 84L232 81H231ZM238 83H237V85H239ZM95 84L96 83H94V86H95ZM110 84L113 85V83H110ZM110 84H107V85H110ZM155 84H158V83H155ZM225 84L226 83L224 82V86H225ZM32 85H34V84H32ZM83 85H84V87H83ZM112 85H111V87H112ZM168 85H167V87H171V84L169 86ZM228 85H227L228 87L227 86H225V87H227L229 89L230 84H228ZM261 85H264V84L261 83ZM38 86H39V84H38ZM100 86L102 87V85H100ZM232 86L233 85H231V87ZM97 87L98 86H95L94 91H95V89ZM108 87H110V86H108ZM189 87H191V85ZM258 87H260V85ZM80 88H82V89L80 90ZM128 88H130V87H126V89H128ZM138 88L139 87H137L136 89H138ZM160 88H162V89L159 92ZM176 88L178 89V87H176ZM234 88L237 89V87H232V89L231 88L230 89L234 90ZM228 89L227 90L224 89L225 92L228 91ZM255 89H256V87H255ZM111 90L112 89H110V91L108 90L109 93L112 92ZM132 90H134V89L132 88ZM132 90H129V91H132ZM187 90L188 89H186V93H187L185 95L186 97H187V95L189 96V93H190V91L192 89H189L190 91L188 90L189 93H188ZM97 91H98V88L96 90V93H97ZM171 91H174V90H171ZM12 92H13V94L10 95L11 93H9L8 94L9 98L6 99V101H7L6 104L8 105L7 108L15 107V105L19 102V100L21 99L22 95L24 94V91H22V89H21V91H19L17 93L16 92L14 93V91H12ZM106 92H107V90H106ZM118 92L116 93V91H115L116 94H119ZM251 92H253V91H251ZM101 93L104 94L105 92L101 91ZM85 94L87 95L86 96L87 98H88V94H90L91 97L93 96V95H91L92 91H91V93H88V91H87V92H85ZM85 94H84V96H85ZM129 94H134V93L130 92ZM140 94H142V92ZM177 94H181V93L178 92ZM221 94H222V92H221ZM223 94L225 95L226 93L223 92ZM28 95H29V93H28ZM101 95H100V98L102 96H104V95H102V96ZM169 95H171V94H169ZM197 95L199 97L198 92L196 93V95H194V97L197 98ZM228 95H229V93H228ZM190 96H191V93H190ZM94 97L95 96H93L92 98H94ZM107 97H108V95H107ZM116 97L112 96L111 98H109V97L108 98L112 99V98H116ZM127 97L128 96L126 95L125 98L129 99V97L128 98ZM132 97H133V95H132ZM149 97H146V98L149 100ZM164 97H165L164 99L167 98L166 96H164ZM100 98H98V101H99ZM123 98H124V96H123ZM162 98H163V96H162ZM199 98H197V99H199ZM263 98L264 97H262L260 100L262 101ZM78 99H79V97H78ZM89 99L90 98H88V100ZM109 99H108V102H109ZM116 99L114 101H116ZM164 99H163V101H164ZM179 99L181 100L182 98H179ZM225 99H223V100H225ZM227 99H229V98H227ZM82 100L85 101V98H83ZM195 100L196 99L193 98V101H195ZM94 101H90V104H94L95 105ZM101 101H102V98H101ZM101 101L99 103H101ZM126 101H128V100H126ZM135 101H128V110L127 111L126 110L123 111V112L131 113L130 117H133L132 115H134V113H133L134 109H135L134 104L136 103V105H138L137 104L138 102H137L136 99H135ZM143 101H141V103H145L146 100L144 102ZM261 101H259L258 104L255 106L254 111L252 112L251 115H247L245 118H243V123H247L249 121V119L252 117V115L254 116L257 112H259L261 110H264V100L262 102ZM79 102H80V99H79ZM79 102H77V104H80ZM123 102H125V99H124ZM182 102H184V101H182ZM185 102H187V101H185ZM200 102H202V103H199V104H203V101H200ZM71 103L72 102H70V104ZM165 103H166V101H165ZM165 103L162 102V104L166 105L167 103L166 104ZM190 103H192V102L190 101ZM190 103H188V104L190 105ZM152 104L153 103H151V105ZM80 105H82V103ZM96 105H98V104L96 103ZM105 105H106V103H105ZM189 105H184V106H189ZM192 105H194L193 103L191 104V107L194 108V106H192ZM197 105H198V103H197ZM101 106H103V105H101ZM101 106H98V107L102 108ZM202 106L200 107V109H202ZM226 106H228V105L226 104ZM137 107H140V106H136V110H137ZM165 107H163V108H165ZM197 107L199 108V106H197ZM197 107H196V104H195V108H197ZM100 108H98V109H100ZM175 108H178V107H175ZM180 108H178V110H180ZM183 108L184 107L182 106L181 109H183ZM185 108L183 109L184 110L183 111V115H187V116H189L188 114H192V113H188V112H193V114H194V113H196L198 111V108H197V111L194 112V111H190V109H191L190 107H187V108H190V109H186L188 111L186 112V114H184L185 111H186ZM23 109H25V108H23ZM143 110L144 109H141V111H143ZM78 111L79 110H77V112ZM141 111L139 113H141ZM180 111H182V110H180ZM123 112H122V114H123ZM180 113L181 112H179V114ZM14 114H15V112H14ZM77 114H79V113H77ZM80 114L78 115V117L74 118V120H76V119L78 120L80 118L79 122H77L78 124H80V121H81V117H79ZM260 114H262V113L260 112ZM260 114H259V116H260ZM59 115L63 116V114H59ZM195 115H198V113H196ZM62 116H61V118H62ZM135 116H136V114H135ZM57 117H56V119H57ZM71 117H69V118H71ZM194 117H196V116L193 115L192 118L194 119ZM198 117H199V115L197 116V118ZM262 117H264V114L262 115ZM189 118H191V117L189 116ZM126 119H127V121H129L127 117H126ZM74 120H72V121H74ZM195 120H196V118H195ZM198 120L200 121V118ZM59 121H60V119H59ZM59 121H55V122L58 123ZM107 122H105V123H107ZM188 122H189V119H188ZM173 123H175V122H173ZM193 124H191L190 126H193ZM196 125H197V123H196ZM53 126H55L54 123H53ZM92 128H93V126H92ZM98 129H99V127H98ZM51 130H50L51 133H53L52 131H54V130L57 131L56 128L54 130H52V131ZM160 132L162 133V136L160 137L161 139L157 138V141L166 140V141H164L165 143L163 142L164 144H162V145L160 143L158 144L157 141L154 140V138H155L154 135H152L154 133H156V134L158 133L157 135L160 136ZM91 133H93V130H92ZM48 134H50V133H48ZM61 134H63V133H61ZM106 136H108V135H106ZM45 137H44V139H45ZM57 137H51V138L54 139V140H57ZM108 137H110V136H108ZM47 139H48V137H47ZM173 139L178 141V142L173 143ZM221 139H218V140L221 141ZM208 141H210V140H207V142ZM39 142L41 144V141H39ZM217 143H218V141H217ZM43 144L41 145V147L43 146V148H45L46 144L44 142H43ZM48 144H49V142H47V145ZM37 145H39V144H37ZM210 146H211V148L213 147V140H212V144H210ZM45 149H47V148H45ZM45 149H43V150H45ZM51 149H48L45 152H48ZM212 150H215V147ZM261 151H262V149H261ZM33 152L36 153V154H34ZM31 153L33 154V156L31 155ZM29 154H30L31 157L29 156ZM47 154L48 153H44V155H46V156H47ZM65 154H68V155L71 154V155H69L68 158H62L63 155H65ZM27 155H28V157L30 159L29 158L26 159ZM262 156H261V158H262ZM86 157L87 156H85V158ZM105 157H106V155H105ZM63 159H68V161L67 160L63 161ZM118 164H120V163H118ZM181 164H182V162H181ZM181 164H179V165H181ZM15 165H18L20 167V169L22 168V171H27V173L30 174L31 179H33V184H28V185L26 184L25 186H27V187L21 188L22 192L21 191L17 192L19 190L18 188L15 187V186H17L16 185L17 183H16V181H13L12 176H10V174H9V173H11V171L13 172ZM188 165H187V167H184V168L188 169L189 168ZM93 166L95 167V165H93ZM193 167H194L193 165H192V167L190 166V168H193ZM190 170H192V169H190ZM224 171L225 172L227 171V173L224 174L225 173ZM76 172H78V171H76ZM229 174H231V173H229ZM175 178H177V177H175ZM177 179H179V178H177ZM79 180H81V179H79ZM180 180H182L181 176H180ZM191 180H193V179H191ZM229 181L230 180L226 181V183L230 185L231 182H233L235 180H233L231 182H229ZM14 182L16 184H14ZM177 183H179V182L177 181ZM185 183H187V181ZM239 183L235 182L236 185L239 184ZM232 184L234 185V183H232ZM53 186H54L55 190H56V188H58L56 186V184L53 185ZM184 186H186V185H184ZM184 186H182L181 188L185 189ZM194 186H196V185H194ZM235 187H237V186H235ZM181 188H180V190H181ZM175 189H177V188H175ZM184 189H182V190H184ZM66 190L67 189L61 190L60 194L61 193L65 194L64 191H66ZM229 190H231V189H229ZM37 192H39V190ZM175 192H178V191L176 190ZM32 193L34 194V192H32ZM60 194H59V197H60ZM225 194H227V193H225ZM27 195H25V200L27 199L26 201H28V198L26 197ZM190 195H193V194H190ZM83 197H84V195H83ZM191 197H193V196H191ZM238 197H239L238 194L233 193V195H230V197H226L225 199L227 201H229L231 199H235L236 198L235 200H237ZM239 198L241 199V197H239ZM19 199H21V198H19ZM60 199H61V197H60ZM84 199H85V197H84ZM193 199H191V200H193ZM23 200H22V202H23ZM25 200H24V202H25ZM82 202H83V200H82ZM82 202L81 201H79V202L77 201L76 203L80 204ZM18 203H20V202H18ZM28 203H27V205H28ZM101 204H102V202H101ZM222 205H223L222 207L225 206L224 204H222ZM8 206H10V207H8ZM196 206H195V208H196ZM189 207H191V206H189ZM187 210H188V207H187ZM93 211H95V209L92 210L91 207H87V212L89 214H91ZM165 212H167V211H165ZM7 213L9 214V212H7ZM162 213H164V212H162ZM171 213L169 212V214H171ZM187 213H188V211H187ZM239 213L242 214V216L244 217V220L246 222L245 223V227L247 229H245L242 232V234L240 236H238V238L236 240L233 241L234 238H232L233 242L230 243V245H229L230 247H229L228 252L227 253L224 252V254L226 253L227 257H229L228 258L229 262L227 261L225 264H260V263H263L264 259H263V254L262 253H264V252H261L263 250H261V248L259 246L260 242H259V240L257 238H255L256 240L251 238L250 235H249L248 230L249 229H253L254 226L255 227L257 226L258 227L257 229H263L264 228V218L261 219L262 217L260 216V215H263V213H264V194L263 195H259L258 197H256L255 200L253 201V204H251L249 206H246L245 208L240 210ZM10 216H12V214H10ZM64 216L65 215H63V217ZM204 216H205V214H204ZM6 217H5V219H6ZM169 217H171V216H169ZM258 217H261V218L259 219ZM60 218L61 217H58L59 220H57V223L59 224V226H67L66 220L68 219V215L65 216L64 218H61V219ZM171 219H173V218H170V220ZM2 220H3V217H2ZM10 221H12V219ZM75 222L78 225H80L79 227H81V228L83 227V225L89 223V222L86 223L85 221L82 222L80 219L79 220L78 219L75 220ZM53 223H55V222H53ZM1 224H2V222H1ZM3 226H4V224H2L1 227H3ZM7 227H8V225H7ZM52 227H54V226H51V228ZM0 230H1L0 233L4 232L2 230V228ZM7 231H10V230H7ZM11 231L8 232L9 233V236H8L9 239L7 240V242L8 241L10 242L11 239H13L12 238L13 235H12ZM79 231L82 232L81 229ZM80 232H78V233L80 234ZM133 232H134V230H133ZM74 233L77 235L78 234L77 230ZM5 236H7V235H5ZM106 239H107V237H106ZM263 239L264 238H262V240ZM92 240L96 241V240H98V238H96L95 235H94L92 237ZM2 242H4V241H2ZM2 242H0V254H1L2 250L6 251V252L8 250V249H5V250L3 249V246L1 245ZM7 242H4V243L6 244ZM9 242L7 244H9ZM13 242H15V240ZM5 244H3V245L5 246ZM11 244H13V243H11ZM261 244H263V243H261ZM7 247H9V246L7 245ZM7 247L5 246L4 248H7ZM262 247H264V246H262ZM215 248H216V246H215ZM10 251H12V250H10ZM204 253L207 254L208 252L204 251ZM218 253L216 251L211 250V252L208 253L207 255L205 254L203 256V254H201V256L199 255L200 259L199 260L197 259V263L196 264H204L205 261H213L214 262V261H218V260H221L223 258H226V256L224 254H223L224 256L222 255L223 252L222 253L220 252L219 254ZM261 254H262V256H261ZM4 256H6V253H5ZM4 256L2 255L1 259ZM10 256L11 255L8 256V260L10 259L9 258ZM5 258H6V261H7V257H5ZM5 258H4V260H5ZM154 258L155 257H153L152 259L154 260ZM9 263H13V262H10V260H9ZM97 263L99 264V262H97V261H96V263L93 262V263H90V264H97ZM0 264H4V263H0ZM6 264H8V262Z\"/></svg>", "mask_w": 264, "mask_h": 264}]
</instances>
